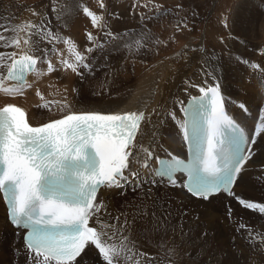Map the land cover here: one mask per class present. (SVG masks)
<instances>
[{"label": "snow or ice", "instance_id": "1", "mask_svg": "<svg viewBox=\"0 0 264 264\" xmlns=\"http://www.w3.org/2000/svg\"><path fill=\"white\" fill-rule=\"evenodd\" d=\"M96 3L97 10L83 3L72 7L110 41H122L121 34L105 19V0ZM141 6L156 9L158 15L169 11L161 12L163 5L155 0H145L143 5L136 0L133 5ZM28 10L36 19L15 27L0 24V49H5L0 51V92L6 97L22 96L25 88H31L27 76L44 74L38 65H46L47 73L70 71L83 77L85 71H93L91 54L103 48L99 37L88 31L87 46L81 50L70 37L54 31L43 12ZM52 10L57 11L55 4ZM152 18L140 15L142 21ZM222 23L229 27L227 18ZM234 24L247 33L258 21L241 19ZM44 42L53 47L41 48ZM57 43L64 44L65 50L56 49ZM134 44L136 51L145 47L142 39L134 40ZM125 46L131 52L132 45L125 41ZM199 52L205 50L200 48ZM53 55L58 57V64L50 58ZM177 56L187 62V51ZM244 62L264 74L261 64ZM200 76L199 82L183 81L184 91L196 89V94L189 92L187 101L178 97L173 101L180 105L183 116L169 109L159 122L161 126L168 119L174 122L176 134L188 145L187 160L159 144L165 155L158 156L152 147L157 143L155 131L148 146L140 139L142 125L150 123L153 114L160 115L156 109L152 113L144 109L77 112L65 97L57 102L63 113L60 118L32 126L22 107L11 102L0 106V193L6 218L23 246L22 253L20 247L16 249L17 255L25 257V264H88L89 253L101 258L102 264H158L156 258L141 251L134 229L146 237L177 228L183 233L182 220L187 213L179 207L174 209V203H182L180 193L201 201L224 193L243 209L264 215V202H254L234 191L255 155L252 146L258 138L264 140V106L252 117L251 128L242 125L229 114L220 78L207 59L201 61ZM36 95L44 100L39 90ZM40 107L49 108V103ZM239 108L249 111L244 103ZM142 174L148 178L137 185L138 202L131 205L135 209L131 219L127 211L114 215L108 204L98 199L101 189L120 188ZM169 190L175 199L169 197ZM174 214L181 218L179 225L171 223ZM236 231H247L248 246L264 254V233L255 234L257 244L247 225L239 224ZM203 235L207 237V233ZM169 254L174 255L175 248ZM202 254L203 250L198 258ZM211 255L216 257V264H228L229 253L217 250ZM239 258L232 264H238Z\"/></svg>", "mask_w": 264, "mask_h": 264}, {"label": "rangeland", "instance_id": "2", "mask_svg": "<svg viewBox=\"0 0 264 264\" xmlns=\"http://www.w3.org/2000/svg\"><path fill=\"white\" fill-rule=\"evenodd\" d=\"M105 2L108 5L107 13L111 11H116L114 13H119L121 24H118L116 27H112L111 29L115 32H119L123 37V40L110 41L108 37L104 36L103 32H101V35H97L100 39L99 42L103 45V48L97 49L91 54V64L93 66V71H85L83 77L77 76L74 73L71 75L70 71L47 73L51 74L49 76L45 74V69L47 66L39 65V68L43 70L44 74L40 77L35 76L33 80L36 81L31 84L32 87L27 91L32 93L33 86L38 84L39 81L44 80L46 75L49 76V79L46 80V83H50L48 86H51V89H54L57 98L61 99H59V101L55 96L46 93L47 97L45 95L44 100L41 101H44L43 104L46 102L49 103L50 108L43 109V107H39L44 110H41L40 112L37 110L39 112V116L45 117L47 112L50 110L61 112L59 110L60 104H58L57 101L63 102L64 97H67V95L68 98L72 96V98L69 100L67 99V102L71 105V107H73V105L76 106L86 104L87 102L94 103L99 99L105 100L108 97L113 96L114 93L121 87L122 83L128 82L130 79L134 78L144 70L154 67L159 63L160 60L173 61L174 65H171L170 68H189L190 66L193 67V65L201 63L204 58H209L212 54H219L222 56L220 65L224 62L228 65L229 70L232 69L234 71L235 75H237L238 72L237 87H234L233 82L228 83L229 86H233L231 87L232 90L226 86L229 92L234 95H238V102H242L247 106L246 103L250 102H247L246 100H249L252 101L250 104L253 106L255 105L257 107L258 104H260V107L264 106V82L259 84V79L256 78V76L259 77L261 75V71L255 70V72H257L256 75H254V70L249 64L244 62L251 61L261 64V66L264 67V64H262L264 57L261 56V51L264 50V0H155L156 3L163 5L161 12L169 10L167 11V14L163 15H158L156 9L149 10V8H144L142 6L134 8L133 5L136 4V0H105ZM144 2L145 0H139L140 5H143ZM76 3L87 4L93 10H97L96 0H0V24H6L10 27L12 24L16 25L31 18L34 20L36 18L33 16L29 19L23 18L24 15L31 14L28 9H34L37 12H43L45 14V17L51 21L50 26L55 27L53 30L58 34L64 37H71V34H80L79 29L82 27L84 29V37L86 38V32H88L89 29L94 28L88 27L87 23L83 22L85 17L82 13H78L73 10L72 6ZM53 4H55L57 8L56 12L52 10ZM142 13L146 17L153 18L142 21L140 19V15ZM113 15L114 14L112 13L111 16ZM225 18H227L229 25L228 28H225L222 23ZM241 19L258 21V24L254 30L244 33L241 31V28L238 24H234V21H239ZM72 21L76 22L72 24ZM60 24L68 25V27L61 26ZM185 24L187 27H184ZM144 33H147V37L144 36ZM85 38H83V40H79L81 41L82 49L87 46ZM71 39L77 42V38L75 39L72 37ZM136 39H142L145 44V47L141 48L139 51H136L135 48L134 40ZM125 41L132 45L131 52L129 51V48L125 46ZM45 46L49 49L53 47V45L48 43H46ZM54 46L60 51H64L66 47L62 43H57ZM185 46H187V48H185ZM200 48H203L205 52L200 53ZM193 49L196 51L193 52ZM183 51H187V62H185V59H181L177 56V53H182ZM50 58L52 59L53 63H55V61L58 62L57 56L53 55L50 56ZM238 60L240 62H238ZM231 62L239 63L240 67L233 64L230 65ZM186 72L184 70L181 75L185 74ZM59 73L62 74V76H60ZM229 80L237 81L231 76L229 77ZM244 87L252 90L249 99H246V97L244 98V95L247 94L246 90L243 89ZM111 89L113 91H111ZM37 90H40V86L36 88V92ZM74 90L77 92H74ZM2 95H4V93L0 92V100L2 102L3 98H10L6 96L2 97ZM61 95L63 97H61ZM1 101L0 103H2ZM230 105L233 110L242 114L239 115L240 119H243V123L245 120H247V126L251 128L253 126L252 117L256 115V112H252L254 115L249 114V112L241 113L237 107L233 106V104ZM39 108L37 107V109ZM174 108L175 111L179 109H176V107ZM37 111L36 114L38 113ZM169 121L170 119H168V122ZM173 126L175 127L174 122ZM171 129L175 132L173 127ZM168 146L170 145L168 144ZM263 147L264 141L258 139L257 143L253 145L255 156L260 153V148L262 149ZM254 161L255 159L253 160V163ZM253 163H251V166L247 168L250 172H254L256 170L254 169ZM255 163H257V161H255ZM259 169L263 171V169L260 167ZM250 172L248 173V178L246 177L244 182L246 184L245 186H247L249 179H253L254 182L256 181L255 191H250L252 195L251 199L254 202H264V174L260 178H257L255 177L256 173L253 174L252 172L250 174ZM257 180L259 181L257 182ZM130 186L131 187H127L124 190H121L122 187L118 188V191L115 190L113 193H111L112 199L109 200L110 202H114V208L120 210L121 212H124L125 209H128L127 212L129 214L132 213L131 205H134L138 202L137 194L139 193L137 186ZM241 187L242 184L240 185L239 190L236 192L239 195L244 193L241 191ZM104 194L105 196L103 195L100 198L106 202V199L110 197L106 194H110V192L107 191ZM160 194H163V192H160ZM169 194L172 195L170 196ZM168 195L169 197L175 198L172 191L168 192ZM233 199H227L231 214L232 211H234L236 207L239 206L238 202L235 199L234 201ZM227 200L224 198L218 199L217 202H219L223 208L215 214H208V216H206L207 218H201V213L199 212L190 214V224L188 222H182L183 233H181L179 228H177L176 231L169 230L170 233H149L147 237L144 236L143 240L141 239L140 241L141 251L147 253L151 257L156 258V256H158L159 258L160 251L162 253L170 251V248H175V254H172V256L169 258L170 262L165 261L167 264H188L186 261L191 264L193 261L197 264H207L206 261L208 260V257L215 258L216 262V257L212 256L211 254L217 250H223L224 252L229 253L228 264H232V262L235 261L237 257H240L238 264H264V257L262 254H243L242 247L245 246V239L242 241L239 240L240 246L238 247L239 250L237 252L236 248L233 247L238 243V235L236 234L234 227L237 224H246L244 219H248L244 216H241L240 210L238 209L236 210L237 217L233 222H230L228 218H225V211H227V209L225 210L227 207ZM253 213V222L258 216L264 217V215L255 212ZM129 219H131V217H129ZM172 220V225H179L181 223V221L175 218ZM197 226L198 228H196ZM213 228H215V230ZM258 228L263 229L261 225H259ZM202 231L203 233H205V231L209 233V239L204 242L203 246L200 245V247H196L191 245L190 253H185L184 249H182L181 237L186 234L190 238L198 237L202 240ZM254 231L260 230L254 229ZM243 232L246 231L238 233L243 235ZM10 244L11 242L9 240H2L0 242V264H24L22 254V256L19 255L16 259L17 254L14 252L13 245L15 243H12L11 245ZM161 244L163 245L162 247ZM201 250H203V254L198 258V253H201ZM12 251L14 252L13 256L11 253ZM6 253H8V255ZM212 262L213 260H211V263Z\"/></svg>", "mask_w": 264, "mask_h": 264}, {"label": "bare ground", "instance_id": "3", "mask_svg": "<svg viewBox=\"0 0 264 264\" xmlns=\"http://www.w3.org/2000/svg\"><path fill=\"white\" fill-rule=\"evenodd\" d=\"M114 12H116V11H114ZM114 12L111 11V12L105 14V19L107 20L108 25H109L110 28L116 27L118 24H121V20L119 18V13H114ZM112 13L114 14L113 16H111ZM30 17H32L31 14H27V15L23 16L24 19H29ZM21 21H23V20H21ZM75 22L76 21H72L71 23L73 24ZM83 22L87 23L88 27H92L91 23H90V21L88 19L84 18ZM61 26H67L68 27V25H64V24H62ZM10 27H15V25L12 24ZM52 28H55V27H52ZM79 31H80V34H77V35L71 34L72 36L70 38H72V37H74L75 39L77 38L76 39L77 40L76 44L78 46L82 47L81 46V41H79V40H81V39L83 40V38H85L84 37V29L81 27L79 29ZM89 31H91L94 35H101V32L97 31L96 29H89ZM45 45H46V42L42 43L40 45V47L41 48H46ZM3 50H5V49H0V51H3ZM11 50L12 49H7V51H11ZM81 50H83V49L81 48ZM214 55H216V56H214ZM205 59L208 60L210 67H214L215 68L216 75L220 78V82H221V85H222V92H223V94L225 96V99H227V108L229 109V104H235L238 101L239 97H238V95H234L231 92H229L227 87L230 90H232L231 87H233V86L232 85L229 86V84H228L230 82H233L234 87L235 86L237 87V83H238L237 75H238V72H237V75H235L234 71L232 69L229 70L228 69V65L226 63H224V62L220 65V61L222 60V56L219 55V54H212L209 58H204L203 60H205ZM231 60H233V59H231ZM254 60L256 61L255 58H254ZM56 63H58V62L55 61V64ZM231 64L237 65V66L240 67L239 63L231 62L230 65ZM171 65H174V62L171 61V60H160L159 63L156 64L154 67H151V68H148V69L144 70L143 72H141L140 74H138L135 77L133 76L134 78L130 79L128 82H124V83L121 82L122 83L121 87L114 93L113 96H110V97H108L105 100H100L99 99L97 102H94V103L87 102L86 104H81V105H76V106L73 105V107H71V109L73 111H77V112L82 111V110H97V111H99V110L119 109V110L127 111V110L144 109L148 113H152V110L156 109V112L160 113V115L153 114L151 116V122L150 123H145L144 125H142V134L140 136V139H142V141L145 144V146H148L149 142L152 139V133L155 131V132L158 133V136L156 138L157 139V143L156 144H152V147L156 150V154L158 156L164 157L165 153L163 151H161V149L159 147H157V144L163 145V147L165 149H168L169 151H171L175 155H178V152L183 154L184 153V149L182 148V146H184V142L176 134V128L173 126V121L170 120L168 122V120H167V123L164 124L163 126H161V124L159 122L162 119H165L164 113L167 110H169V109L175 110L174 107H176V109L180 108V105H174L173 104V101L177 97L179 99L185 101L186 98L189 97V92L191 94H196L197 93L196 89H190L189 92H185L184 88L186 86L184 85L183 81H184V79L188 78V79H191L194 83L195 82H199L202 79V77L200 76L201 63L195 64V65H193V67L190 66L189 68H180V69H178L176 67L170 68ZM38 67H39V65H38ZM184 70H185V72L187 70L188 71L185 74L181 75ZM227 72H228V74H227ZM253 72H254V75H256L257 71L256 72L253 71ZM45 74H47V71L45 72ZM47 75L50 76L51 74H47ZM65 75H67V74H65ZM71 75H72V73H71ZM49 76L45 75L44 80L39 81L38 84L35 83L36 85L33 86L32 93L28 92V91H25L22 96L10 97L8 99L7 98H3V102L0 100L2 102V103H0V106H3L6 102H11V103H14L16 105L21 106L25 110L29 122L32 125H34V126L41 125L42 123H45V122H49L51 119L60 118L63 115V113L55 111V110L54 111H51V110L48 111L47 115L45 114L46 115L45 117H42V116L38 115L41 110L47 109V108H43V109L39 108L40 105L43 104L44 101L42 102L40 97H38L36 95V88L38 86H40V90L39 91L41 92L43 97H45V95L47 97L46 93H48L49 95H53V96H55L57 98V95H55L54 89H51V86H48L50 83H46V80L49 79ZM60 76H62V74H60ZM63 76H64V74H63ZM230 76L233 77L234 79H236L237 81H230L229 80ZM34 77H35V75H33V74H31L29 76V79H28V83L29 84H32V83H34L36 81V80L35 81L33 80ZM223 77H224V80H223ZM256 78L259 79V84L260 83L262 84V82H264V75L262 73H261V75L259 77L256 76ZM32 80H33V82H32ZM62 82H64V81H62ZM115 82H116V77H115ZM105 83H106V81H105ZM243 89H245L246 92H247V94L244 95V98L246 97V99H249V96L251 95L250 93H251L252 90L248 89L247 87H244ZM111 91H113V90L111 89ZM61 92H59V93H61ZM62 95H61V97L65 96V95H63V96ZM75 96H76V94H75ZM2 97H5V95H2ZM66 98L69 100L70 98H72V96L70 98H68V95H67ZM47 99H49V98H47ZM59 99L57 98V100H59ZM50 100H49V102H50ZM246 101L252 103V101H249V100H246ZM250 103H246L248 110L250 112H253V113L256 112V114H257L258 108L260 107V104H258L259 106L257 105V107H256L255 105L253 106ZM37 107L39 109H37ZM56 109H57V107H56ZM37 110H39V112ZM36 111L38 112L37 114H36ZM177 113H178L179 116H181V117L183 116L182 113H179V109L177 110ZM239 114H240L239 112L235 111V115H239ZM238 118H239V116H238ZM244 122L245 123H243V125H245V124L247 125V120H245ZM251 126H252V124H251ZM172 127L175 129V132L171 129ZM262 141H264V140H262ZM168 144L170 146H168ZM259 152L260 153L258 155H256V156L254 155L253 159L248 164H246V171H248L249 169H247V168H249V166H251V163H253V160L255 159V161H257V163H255V161L253 163L254 164V169H256V170L254 172L252 171L253 174L256 173L255 177H257V178H260L264 174V166H263L264 165V147L262 149L260 148ZM259 167L261 169H263V171L260 170ZM257 170H259V171H257ZM245 172H243V174H242V179H239L237 181V184L234 187V191L237 192V190H239L240 185L242 184V187H241L242 190L241 191H243L244 193L241 196L251 199L252 195H251L250 191H252V192L255 191L256 181L254 182L253 179H249V181L247 183V186H245L246 184H245L244 181H245V178L248 176V173L250 171H248L246 173ZM252 172H250V174ZM147 178L148 177H146V176H144L142 174L141 177L138 180H130V182H127V183L123 184L121 190H124L127 187H131L130 185L136 187L140 183L141 180H144V179H147ZM258 181L259 180H257V182ZM115 190L118 191L119 189L118 188L108 189V190L104 189L102 191L103 193H99V194H100V196H103V195L105 196V194H104L105 192H107V191L110 192V194H106V195H109L110 197L108 199H106L107 201L106 200L105 201H106V203L109 206V211H111L114 215H118V214L121 213V211L117 210L116 208H114V206H113L114 202H110L109 201L110 199H112L111 198V193H113ZM138 191H136V192H138ZM163 191L164 190L161 189L160 192H163ZM176 191H179V190H176ZM169 192H171V190H169ZM137 195L139 196V193ZM221 195L222 194L214 196L213 198H210V200H208V201H201V200H198V199H195V198L191 197L190 195H185L183 193H180L179 199L182 200V203L181 204H175L174 203V209L176 207H179L180 209H182L184 212L187 213V215H185L183 217L182 222H188L189 223L190 218H191L190 214L197 213V212L201 213L200 214L201 218L202 217L207 218L206 216H208V214L209 215L210 214L211 215L215 214V213H217L218 211H220L223 208V206L219 202H217L218 199H220L221 197H224V196H221ZM100 196H99V198H100ZM170 198H172V197H170ZM172 199H175V198H172ZM224 199L227 200V198H224ZM133 203H134V201H133ZM237 209L240 210L241 216H244V217H246L248 219V220L244 219V221L246 222L245 225H247L248 228L253 232V238L254 239H257L255 237L256 233H264V217H260V216L256 217L255 216L256 218H255V221L253 222V217H254V216L252 217V214H254L253 211H249V210L243 209L241 206L236 207L235 210L233 208L234 211H232V214H231L232 218H231L230 222H233L234 219L237 217V214H236V210ZM225 210H226V208H225ZM124 211H128V209H125ZM134 211H135V209L132 208V213ZM129 217H131V214H129ZM173 218L181 221V218L176 216L175 214L173 215ZM210 220H211V218H210ZM214 221H213V223H214ZM227 222H229V221H227ZM223 225H224V223H223ZM259 225H261L263 227V229L258 228ZM238 226H239V224H237L235 227L233 225L235 231L238 228ZM0 227H1V225H0ZM196 228H198V226ZM213 229L215 230V228H213ZM254 229H259L260 231H254ZM217 230H219V229H217ZM185 231H186V229H185ZM167 232H169V231H167ZM205 233H207V237H205L203 235L202 236V240L199 239L198 237H191L190 238L186 234H184L181 237V244H182V249H184L185 253H190V250H191L190 246L191 245H194L196 247H200V245L203 246L204 242L209 239V233L207 231H205ZM243 233H244L243 235L242 234L240 235L236 231V234L238 235V237H237L238 243L233 246V247L236 248V252L239 250V248H238L240 246L239 240H241V241L244 240L245 237L248 235L247 231L243 232ZM201 234H203V231L201 232ZM134 235L137 236V238L140 241H141V239L143 240V238L145 236L144 234L140 233L139 231H137L135 229H134ZM2 240H7V241L9 240V238L5 235L4 231L0 232V242ZM9 241L11 242V244L15 243L13 245H14V252H16V249L18 248L17 246L19 244V240H18L17 236L13 237ZM257 243H258V239H257ZM20 249H21V253H22L23 248H20ZM170 249H172V248H170ZM242 251H243V254H245V255L261 254V253L255 251L253 248L249 247L248 246V242L246 241V239H245V246L242 247ZM14 252L13 251L11 252L12 256H13ZM169 253H170V251H166V252H162V253L160 251L159 258H158V256H156V259L158 260L157 261L158 264H167V262H165V261H169L170 262L169 258L172 256V254H169ZM6 254L8 255V253H6ZM16 254H17V252H16ZM262 256L264 257V254H262ZM17 258H18V255H17L16 259ZM22 259H23L24 264H25V257L22 256ZM86 260L88 261V264H102L101 258H99L97 255H95L93 253H89L87 255V257H86ZM209 260H213V262L211 264H216L215 258L208 257V260L206 261L207 264H208ZM186 263L191 264V263H189L187 261H186ZM192 264H197V263L193 261Z\"/></svg>", "mask_w": 264, "mask_h": 264}]
</instances>
